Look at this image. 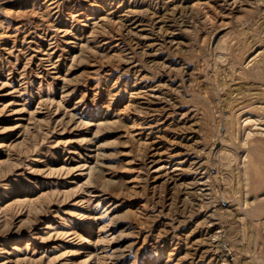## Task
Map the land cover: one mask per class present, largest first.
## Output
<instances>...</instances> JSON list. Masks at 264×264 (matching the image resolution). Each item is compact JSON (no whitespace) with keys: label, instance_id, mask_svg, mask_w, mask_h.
Segmentation results:
<instances>
[{"label":"rangeland","instance_id":"374dc122","mask_svg":"<svg viewBox=\"0 0 264 264\" xmlns=\"http://www.w3.org/2000/svg\"><path fill=\"white\" fill-rule=\"evenodd\" d=\"M92 260L264 264V0H0V264Z\"/></svg>","mask_w":264,"mask_h":264},{"label":"bare ground","instance_id":"6f19581e","mask_svg":"<svg viewBox=\"0 0 264 264\" xmlns=\"http://www.w3.org/2000/svg\"><path fill=\"white\" fill-rule=\"evenodd\" d=\"M98 196V195H97ZM91 197H89L88 199H87V201H89V202H91ZM114 209V208H113ZM113 209L110 211V213L113 211ZM99 249H96V252L98 251ZM5 252V251H4ZM103 253V252H102ZM97 255H102V254H100V252H97ZM104 255V254H103ZM98 257V256H97ZM124 257V255H116V256H114V257H112V258H109V259H113V260H116V261H120L122 258ZM101 259V258H100ZM90 262V261H89ZM98 263V261L97 260H92V264H97Z\"/></svg>","mask_w":264,"mask_h":264}]
</instances>
